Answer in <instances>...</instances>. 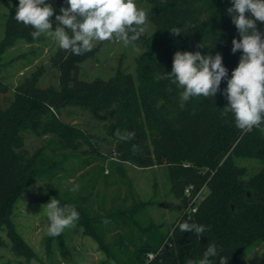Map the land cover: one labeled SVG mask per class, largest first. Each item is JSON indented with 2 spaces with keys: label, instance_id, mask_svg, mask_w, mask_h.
<instances>
[{
  "label": "trees",
  "instance_id": "obj_1",
  "mask_svg": "<svg viewBox=\"0 0 264 264\" xmlns=\"http://www.w3.org/2000/svg\"><path fill=\"white\" fill-rule=\"evenodd\" d=\"M0 1L8 9L0 46L17 38L28 42L44 39L43 34L33 40L29 35L32 29L14 19L19 0ZM153 6L152 19L157 28L145 45L139 82L131 73L110 79L80 78V63L89 54L77 56L66 51L56 59L59 85L41 87L34 73L16 87L9 106L0 109V227L11 226L9 216L23 191V180L29 183L38 174L33 158L25 151L22 131L30 128L42 135L59 130L62 139L71 142L81 130L57 118L52 110L78 105L95 114L109 112L114 117L113 129L136 133L127 149L133 161L148 163L151 159L131 151L132 144L138 145V150L144 149L141 144L149 128L153 135L152 157L167 166L172 192L184 204L170 244L139 264L199 260L211 241L220 250L217 257L211 258L213 264H219L220 256L227 257L228 264H247L243 260L245 250L258 240L264 242V165L245 178L238 160L248 157L264 162V125L245 133L235 126L231 113L221 116L228 104L221 94L227 87L226 79H222L214 98L193 97L181 104V89L156 74L172 71L177 51H199L202 55L220 53L230 79L243 54L242 50L232 52V40L240 39L227 12L232 0H155ZM173 28H180L181 35H173ZM257 29L264 34V22H257ZM201 43L205 47L198 48ZM161 102L163 105L157 108ZM203 184L208 192L200 202H194L195 209L189 210ZM185 221L203 224L208 231L200 237L194 232L183 233L178 225Z\"/></svg>",
  "mask_w": 264,
  "mask_h": 264
},
{
  "label": "rangeland",
  "instance_id": "obj_2",
  "mask_svg": "<svg viewBox=\"0 0 264 264\" xmlns=\"http://www.w3.org/2000/svg\"><path fill=\"white\" fill-rule=\"evenodd\" d=\"M154 1L135 0L137 7L147 13L146 31L140 39L127 46L117 39L94 41L92 51L80 63V78L110 79L131 73L139 82L145 45L157 28L152 19ZM46 3H51L55 10L51 21V30L55 31V16L62 14L61 7L69 5L67 0ZM7 13L0 1V43L5 36ZM65 52L48 34H44L42 41L17 38L0 46V109L9 106L16 87L34 73L38 74L41 87L59 85L56 59ZM156 74L161 78L162 73ZM166 82L175 85L171 80ZM162 105L158 103L157 108ZM52 112L81 132L67 142L59 130L42 135L30 128L22 131L25 151L33 158L38 174L29 183L23 180V191L9 216L11 226L0 227V264H139L140 260L149 259L150 253L155 254L158 248L169 244L184 204L172 192L167 166L152 157L151 130L146 129L141 144L144 149L138 150V155L151 159L141 163L129 159L128 142L118 141L114 135V117L109 112L95 114L78 105ZM238 163L245 178L264 165L263 161L248 157L240 158ZM77 184L79 189L71 191ZM27 192L38 199L26 200L23 195ZM207 192V185L203 184L189 210ZM51 198L58 199L61 206H74L80 214L75 227L65 229L58 237L47 234L49 221L43 205ZM243 260L247 264H264V242L258 240L250 245Z\"/></svg>",
  "mask_w": 264,
  "mask_h": 264
},
{
  "label": "clouds",
  "instance_id": "obj_3",
  "mask_svg": "<svg viewBox=\"0 0 264 264\" xmlns=\"http://www.w3.org/2000/svg\"><path fill=\"white\" fill-rule=\"evenodd\" d=\"M69 7H61V15L55 16L56 28L52 31L50 17L54 7L46 0H19L14 19L32 31L33 40L48 34L56 40L59 47L73 55H83L92 51L94 41L117 39L125 46L140 39L146 31L147 13L137 7L135 0H67ZM232 17L240 39L232 40V52L242 50L238 66L228 78V70L223 66L222 55L201 52H180L173 56L171 73H162V79L171 80L181 89V104L193 97L214 98L220 91L222 79L227 80V87L221 93L228 101L221 116L229 113L234 116L235 126L242 132L264 125V34L257 29V22H264V0H232V7L227 9ZM247 14V15H246ZM181 35L180 28L170 31ZM198 48L205 47L202 43ZM171 91V89H169ZM118 141L130 142L135 139L134 131L114 133ZM139 146L132 144L131 151H138ZM79 185L70 190L77 191ZM49 221L47 234L60 236L65 229L75 227L79 212L72 205L61 206L60 201L51 198L46 205ZM105 224L107 220L103 221ZM181 232H194L200 237L208 231L203 224L187 221L178 225ZM219 249L211 241L199 260L188 259L186 264H213L211 258L219 255ZM228 258L220 256L219 264H228Z\"/></svg>",
  "mask_w": 264,
  "mask_h": 264
},
{
  "label": "water",
  "instance_id": "obj_4",
  "mask_svg": "<svg viewBox=\"0 0 264 264\" xmlns=\"http://www.w3.org/2000/svg\"><path fill=\"white\" fill-rule=\"evenodd\" d=\"M24 198L26 199V200H29V201H36L37 199H38V197H35V196H33V195H31L30 193H25L24 195Z\"/></svg>",
  "mask_w": 264,
  "mask_h": 264
},
{
  "label": "built area",
  "instance_id": "obj_5",
  "mask_svg": "<svg viewBox=\"0 0 264 264\" xmlns=\"http://www.w3.org/2000/svg\"><path fill=\"white\" fill-rule=\"evenodd\" d=\"M191 188H192V186H190V187L187 189L188 194H190V192H191ZM196 196H197V195H195L194 198H195ZM194 198L192 199V202L194 201ZM195 207H196V206H195ZM194 209H195V208H194ZM169 244H170V242H169ZM162 248H165V246H164V247L162 246L161 249H162ZM154 255H155V254L150 253V254H149V259H152V258L154 257Z\"/></svg>",
  "mask_w": 264,
  "mask_h": 264
}]
</instances>
